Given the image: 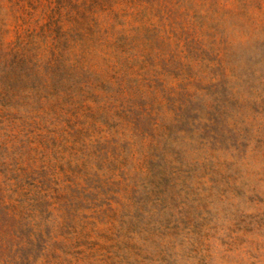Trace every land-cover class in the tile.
Instances as JSON below:
<instances>
[{
    "label": "rangeland",
    "instance_id": "rangeland-1",
    "mask_svg": "<svg viewBox=\"0 0 264 264\" xmlns=\"http://www.w3.org/2000/svg\"><path fill=\"white\" fill-rule=\"evenodd\" d=\"M0 264H264V0H0Z\"/></svg>",
    "mask_w": 264,
    "mask_h": 264
}]
</instances>
